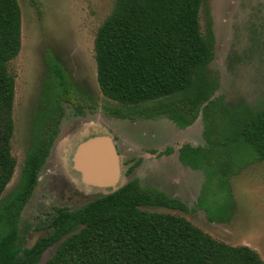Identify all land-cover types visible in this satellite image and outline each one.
Instances as JSON below:
<instances>
[{
    "label": "trees",
    "instance_id": "trees-1",
    "mask_svg": "<svg viewBox=\"0 0 264 264\" xmlns=\"http://www.w3.org/2000/svg\"><path fill=\"white\" fill-rule=\"evenodd\" d=\"M202 3L114 0L93 42L96 81L102 95L120 105L109 111L116 118L165 116L184 129L201 115L205 145H182L178 160L203 171L206 183L215 176L226 182L235 164L264 162V109L255 112L243 104L229 106L211 99L218 84L208 69L214 57L211 27L206 36L199 27ZM21 34L17 0H0V197L16 166L10 147L15 80L9 63L20 52ZM46 62L50 75L33 120L22 176L0 212L5 225L0 233V264H38L43 251L57 242L44 264H264L250 247L218 241L182 216L141 209L187 210L180 200L142 188L136 179L79 208H55L41 222L46 235L31 247H21L18 215L49 155L63 104L70 103L77 113L78 106L87 104L75 103L67 74L50 54ZM49 93L50 103L45 97ZM240 149L248 152L247 159L239 160Z\"/></svg>",
    "mask_w": 264,
    "mask_h": 264
},
{
    "label": "rangeland",
    "instance_id": "rangeland-1",
    "mask_svg": "<svg viewBox=\"0 0 264 264\" xmlns=\"http://www.w3.org/2000/svg\"><path fill=\"white\" fill-rule=\"evenodd\" d=\"M17 2L22 23L21 49L9 63L15 80L10 147L16 166L0 197V212L22 176L33 120L50 75L46 62L48 54L67 74L73 97L77 98L75 103H87L78 106L80 113L70 103L63 104L55 143L39 170V181L18 215L19 245L31 247L46 235L41 222L46 221V216L55 208L73 210L96 198L92 189L79 183L66 160L74 139L71 135L94 123L108 131L114 130L125 158L130 153L143 155L130 179L139 177L142 188L160 190L180 200L187 208L186 211L152 206L141 209L182 216L218 241L250 247L264 263V162L245 160L234 165L226 182L215 176L212 183H206L203 171L185 167L177 158L178 148L188 140L193 146L205 145L201 115L189 129L177 128L165 116L138 120L135 124L110 119L109 111L120 105L104 97L99 90L93 42L114 0ZM198 18L201 34L206 36L208 25L213 34L214 57L208 69L218 85L211 99L229 106L243 104L255 112L263 110L264 0H203ZM45 97L48 103L53 101L50 93ZM67 134L68 140L58 147V142ZM166 147L172 149L170 154L160 157L154 154ZM236 153L239 160L249 155L241 149ZM4 229V223L0 222V233ZM57 245L58 242L45 249L38 264H44Z\"/></svg>",
    "mask_w": 264,
    "mask_h": 264
},
{
    "label": "water",
    "instance_id": "water-1",
    "mask_svg": "<svg viewBox=\"0 0 264 264\" xmlns=\"http://www.w3.org/2000/svg\"><path fill=\"white\" fill-rule=\"evenodd\" d=\"M88 128L83 127L78 132L79 140L71 152V168L84 186L110 189L105 194L114 192L127 183L116 142L106 132Z\"/></svg>",
    "mask_w": 264,
    "mask_h": 264
},
{
    "label": "flooded vegetation",
    "instance_id": "flooded-vegetation-1",
    "mask_svg": "<svg viewBox=\"0 0 264 264\" xmlns=\"http://www.w3.org/2000/svg\"><path fill=\"white\" fill-rule=\"evenodd\" d=\"M109 115L111 116V120H113V118H116V117H114V116H112V114L109 112ZM116 119H120V118H116ZM121 120H127V121H130V120H128V119H121ZM151 120V119H150ZM152 120H154V119H152ZM138 120H135V121H130V122H134L133 124H135L136 122H137ZM83 125V124H82ZM80 126V125H79ZM85 127H89L88 129H91L92 127L93 128H97V129H100V130H102V131H104V132H106L107 134H109L112 138H113V140L116 142V148H117V152H118V154L120 155V157H121V165H122V173H123V175H124V177H125V179L127 180V182L128 181H130V180H132V179H136L137 181H138V183H139V180L137 179V178H129L130 177V175L132 174H135L134 172L136 171V169L140 166V164H141V162H142V159H143V155H140V154H132V153H130L129 154V157H124L123 155V153L121 154V151H120V144H119V141H118V139H117V137H118V135H116L115 134V132H114V130H110V131H108V130H106L105 128H103V127H101V126H99V125H95L94 123H89L88 125H85ZM76 127H74L72 130H74ZM178 128V127H177ZM71 130V131H72ZM70 131V132H71ZM112 131H113V134H112ZM79 132V131H78ZM59 133V132H58ZM58 133L56 134V137H57V135H58ZM76 133V135H74ZM73 135H71V137L72 138H74L73 140H72V143H71V146L69 147V150H68V153H67V158H66V160H67V162H68V165H69V169L73 172V170H72V168H71V162H70V158H71V152L73 151V148L75 147V145H76V143L78 142V140H79V135H78V133L77 132H75ZM69 136V134H67L65 137H63V139L62 140H60L59 142H58V147L60 146V145H62L61 143L62 142H65L66 141V139H67V137ZM56 137L54 138V140H53V143H52V146H51V148H50V150H49V154H50V152H51V149H52V147H53V145H54V143H55V140H56ZM68 140V139H67ZM64 144V143H63ZM184 144H188V145H190V146H192V147H195V146H193L192 144H190V143H183L182 145H184ZM205 144V143H204ZM181 145V146H182ZM180 146V147H181ZM179 147V148H180ZM178 148V149H179ZM170 150L169 151V153H165V151L166 150ZM58 150H59V148H58ZM171 151H172V149L170 148V147H166L162 152H158V151H154V154L156 155V156H161V155H164V154H166V155H168V154H170L171 153ZM177 154H178V151H177ZM130 171V172H129ZM129 172V173H128ZM74 173V172H73ZM78 179V178H77ZM80 184H82L81 182H79ZM83 185V184H82ZM139 185H140V183H139ZM84 186V185H83ZM84 187H86V186H84ZM87 189H92L93 191V193H96V198H99V197H102V196H106V195H108V194H110V193H108V194H105L104 192L106 191V192H108V191H110V189H105V191L104 190H102V189H98V188H94V187H86ZM112 193V192H111ZM95 198V199H96ZM89 202V201H88ZM87 202V203H88ZM59 208H63V207H59Z\"/></svg>",
    "mask_w": 264,
    "mask_h": 264
},
{
    "label": "crops",
    "instance_id": "crops-1",
    "mask_svg": "<svg viewBox=\"0 0 264 264\" xmlns=\"http://www.w3.org/2000/svg\"><path fill=\"white\" fill-rule=\"evenodd\" d=\"M196 120H197V119H196ZM196 120H195V121H196ZM195 121H194V122H195ZM193 125H195V123H193L192 125L188 126L187 128L189 129V128L192 127ZM184 129H185V128H184ZM189 141H190V140H188L187 142L190 143ZM190 144H191V143H190ZM201 146H202V145H201ZM162 157H163V156H162ZM136 178L139 180V177H136ZM173 198H175V197H173Z\"/></svg>",
    "mask_w": 264,
    "mask_h": 264
}]
</instances>
